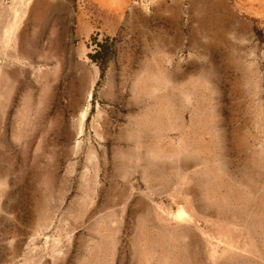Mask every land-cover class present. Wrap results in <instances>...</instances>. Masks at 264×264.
<instances>
[{
    "label": "rangeland",
    "instance_id": "obj_1",
    "mask_svg": "<svg viewBox=\"0 0 264 264\" xmlns=\"http://www.w3.org/2000/svg\"><path fill=\"white\" fill-rule=\"evenodd\" d=\"M0 264H264V0H0Z\"/></svg>",
    "mask_w": 264,
    "mask_h": 264
},
{
    "label": "trees",
    "instance_id": "obj_2",
    "mask_svg": "<svg viewBox=\"0 0 264 264\" xmlns=\"http://www.w3.org/2000/svg\"><path fill=\"white\" fill-rule=\"evenodd\" d=\"M212 256H213V258L215 257V255H214V254H212Z\"/></svg>",
    "mask_w": 264,
    "mask_h": 264
}]
</instances>
